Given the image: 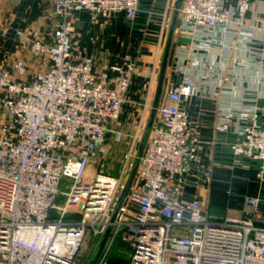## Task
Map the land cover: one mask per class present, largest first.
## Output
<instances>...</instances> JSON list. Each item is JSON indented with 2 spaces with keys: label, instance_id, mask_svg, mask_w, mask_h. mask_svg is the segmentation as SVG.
<instances>
[{
  "label": "built area",
  "instance_id": "built-area-1",
  "mask_svg": "<svg viewBox=\"0 0 264 264\" xmlns=\"http://www.w3.org/2000/svg\"><path fill=\"white\" fill-rule=\"evenodd\" d=\"M140 5L53 0L52 31L25 41L40 67L30 70L24 60L0 67V264H80L87 233L101 237L108 227L125 229L130 264H264V201L247 197L242 217L214 220L198 197L175 191L201 143L184 106L195 82L181 66L183 78L166 88L135 180L111 221L144 127L143 114L118 176L109 174L110 141L122 139L116 128L137 66L126 59L109 74L96 70L94 58L75 57L73 14L97 21L123 13L132 21ZM254 7L255 0H238L233 11L225 0H181L177 36L192 40L234 17L240 24ZM238 118L243 139L233 151L262 161L264 170V108Z\"/></svg>",
  "mask_w": 264,
  "mask_h": 264
},
{
  "label": "crops",
  "instance_id": "crops-1",
  "mask_svg": "<svg viewBox=\"0 0 264 264\" xmlns=\"http://www.w3.org/2000/svg\"><path fill=\"white\" fill-rule=\"evenodd\" d=\"M237 1L225 0V7L233 11ZM176 3L141 0L132 21L123 13L97 21L88 12L73 14L75 57H92L96 70L109 74L111 66L126 59L137 66L116 128L129 139L143 114L147 125ZM53 22V0H0V67L17 60L30 70L40 67L25 41L37 34L47 37ZM238 22L234 17L227 28L196 31L192 40L175 30L162 94L184 73L195 82V94L184 106L200 149L187 172L176 178L175 191L187 199L198 197L208 214L223 210L231 217L243 216L247 197L264 201L262 161L236 155L232 148L243 139L239 113L264 108V0H255L254 9ZM184 49L187 54H181ZM179 66L184 73L176 71ZM260 210L264 213V203Z\"/></svg>",
  "mask_w": 264,
  "mask_h": 264
},
{
  "label": "water",
  "instance_id": "water-1",
  "mask_svg": "<svg viewBox=\"0 0 264 264\" xmlns=\"http://www.w3.org/2000/svg\"><path fill=\"white\" fill-rule=\"evenodd\" d=\"M180 5H181V0H177L173 19H172V23H171V26L169 28L167 39H166V44H165L162 62H161V67H160V72H159L158 84H157L156 93H155V97L153 100L150 116H149V119L147 121L145 132H144L143 137L141 139V142L138 146L136 158H135L134 163L132 165L127 183H126V185H125V187H124V189H123V191L119 197V200L117 202V206H116L115 211L112 215V219H111L112 222H114L116 220L117 214H118L120 208L122 207V205H123V203L127 197V194L129 192V190L131 189L132 184L135 180L137 170L139 167V163H140V159L143 155L145 146L147 144V141H148V138L150 135V131H151L152 126L154 124V121L156 119L157 109H158V106L160 104L162 94H163L164 81H165L167 68H168L170 49H171V45H172L173 36H174L175 30H176ZM110 233H111V227H108L106 229V231L104 232V234L101 236L100 242H99L98 246L96 247L95 251L93 252L92 257L87 264H96L97 263Z\"/></svg>",
  "mask_w": 264,
  "mask_h": 264
},
{
  "label": "rangeland",
  "instance_id": "rangeland-1",
  "mask_svg": "<svg viewBox=\"0 0 264 264\" xmlns=\"http://www.w3.org/2000/svg\"><path fill=\"white\" fill-rule=\"evenodd\" d=\"M145 129H146V125L143 127V130L141 133V139L143 137ZM127 134H129V133H127ZM128 139H129L128 137L122 136V139L120 142H115L113 139L110 141L111 143H110V148H109V155H108L107 161L105 163V170L115 174L113 176H118V174L122 168V164L124 162V158H125V154H126V147H127ZM136 154H137V152H136ZM135 158H136V155H135ZM135 158L133 159V163H134ZM133 163H132V165H133ZM131 168H132V166H131ZM130 171H131V169H130ZM129 175H130V173H129ZM62 201H63V198L60 197L58 203H61ZM230 213H231V215H234V212H230ZM226 214L227 213L223 210H217V212H215V210L211 209L209 216L212 218H216V217L219 218V217H224ZM90 238H91V234L88 232L86 235L85 241L83 243L82 253L87 248V244H88ZM123 238L126 241L125 236ZM109 254H108L109 257H111V258L126 259L127 257L128 258L130 257V253L126 249V246H124L122 243L115 244L113 241L111 243ZM108 255H106L107 257H104V259H102L99 264L107 263Z\"/></svg>",
  "mask_w": 264,
  "mask_h": 264
},
{
  "label": "trees",
  "instance_id": "trees-1",
  "mask_svg": "<svg viewBox=\"0 0 264 264\" xmlns=\"http://www.w3.org/2000/svg\"><path fill=\"white\" fill-rule=\"evenodd\" d=\"M109 174L111 175H115L111 172L108 171ZM214 220H220L218 218H212ZM260 226L264 227V222L259 224ZM125 229H121L120 231H118L117 233H115V231H112L107 239V242L103 248V251L97 261L96 264H99L100 261L102 259H104V257H107L106 255L109 254L110 252V247H111V243L112 241L115 244L118 243H122L124 246H126V249L129 251L130 253V247H129V243L127 242V240H124V236H125ZM101 237H93L91 236L88 244H87V248L84 250V252L79 256L80 258V264H87L89 262V260L91 259L93 252L95 251L96 247L98 246L99 242H100ZM110 255V254H109ZM108 255V259H107V263L104 264H130V259L127 257L126 259H120V258H111Z\"/></svg>",
  "mask_w": 264,
  "mask_h": 264
}]
</instances>
